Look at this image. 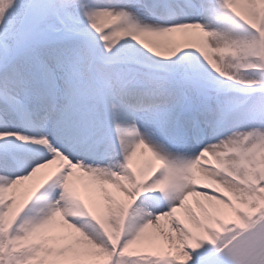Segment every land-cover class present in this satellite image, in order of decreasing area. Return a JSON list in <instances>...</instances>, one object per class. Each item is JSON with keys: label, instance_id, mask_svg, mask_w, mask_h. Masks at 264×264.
<instances>
[{"label": "snow or ice", "instance_id": "snow-or-ice-1", "mask_svg": "<svg viewBox=\"0 0 264 264\" xmlns=\"http://www.w3.org/2000/svg\"><path fill=\"white\" fill-rule=\"evenodd\" d=\"M0 264H264V0H0Z\"/></svg>", "mask_w": 264, "mask_h": 264}]
</instances>
